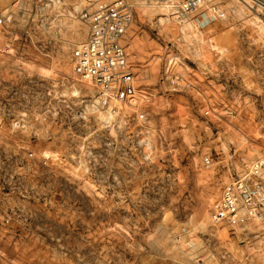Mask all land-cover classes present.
Returning <instances> with one entry per match:
<instances>
[{
    "label": "rangeland",
    "instance_id": "obj_1",
    "mask_svg": "<svg viewBox=\"0 0 264 264\" xmlns=\"http://www.w3.org/2000/svg\"><path fill=\"white\" fill-rule=\"evenodd\" d=\"M98 1L0 0V264H264V231L211 218L264 154V0H212L226 17L204 29L131 0L145 119L73 72Z\"/></svg>",
    "mask_w": 264,
    "mask_h": 264
},
{
    "label": "built area",
    "instance_id": "obj_2",
    "mask_svg": "<svg viewBox=\"0 0 264 264\" xmlns=\"http://www.w3.org/2000/svg\"><path fill=\"white\" fill-rule=\"evenodd\" d=\"M171 4L182 17L199 10L197 26L202 29L226 17L225 11L212 0H185L178 5L171 0ZM134 13L131 0H99L92 10L87 9L83 17L88 37L73 50L71 61L73 72L89 81L101 100L130 105L139 109L140 119H145L147 111L143 104L150 100V95L140 93L124 43ZM13 20V7L0 8V36L11 32ZM1 48L4 53L9 52L10 41H4ZM205 160L209 162L208 157ZM211 218L215 225H229L241 231L244 240L264 231V154L224 186Z\"/></svg>",
    "mask_w": 264,
    "mask_h": 264
},
{
    "label": "bare ground",
    "instance_id": "obj_3",
    "mask_svg": "<svg viewBox=\"0 0 264 264\" xmlns=\"http://www.w3.org/2000/svg\"><path fill=\"white\" fill-rule=\"evenodd\" d=\"M158 56H159V55H158ZM156 58H158V57H156ZM169 59H170V58H169ZM169 63H170V65H173V64H181V63L183 64V61L181 60L180 57H178V56L175 55V56H172V57H171ZM184 64H185V63H184ZM170 65H169V66H170Z\"/></svg>",
    "mask_w": 264,
    "mask_h": 264
}]
</instances>
